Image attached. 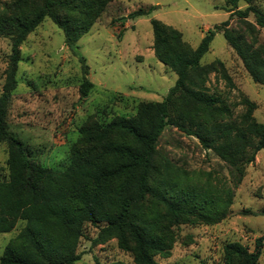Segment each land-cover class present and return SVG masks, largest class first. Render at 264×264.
Returning <instances> with one entry per match:
<instances>
[{
	"label": "trees",
	"instance_id": "16d2710c",
	"mask_svg": "<svg viewBox=\"0 0 264 264\" xmlns=\"http://www.w3.org/2000/svg\"><path fill=\"white\" fill-rule=\"evenodd\" d=\"M110 0H40L30 4L16 0L14 13L0 15V35L10 38L4 84L0 93V143L7 145L10 177L0 182V233H8L17 221H25L15 239L0 256V264H74L84 227L97 229L93 245L109 238L133 254V264H158L154 257L168 255L170 243L156 231L152 214L177 225L185 217L199 216L204 222L219 219L221 205L209 191L179 188L162 177L157 140L166 126L195 137L204 149L239 170L255 152L264 151V126L252 113L255 104L243 99L244 113L238 122L219 97L207 93L210 74L231 84L221 61L200 63L216 31L207 30L192 48L175 28L150 20L152 50L158 62L175 75L174 85L159 102L140 103L135 116L115 117L106 124L82 128V150L72 149L63 171H54L34 162L24 144L8 131L6 115L17 81L20 46L46 17L63 33L64 44L77 54V41L86 34ZM242 1L247 7L238 10ZM255 0H226L228 12L244 26L243 32L228 28L225 21L215 29L240 59L253 82L264 85V51L257 45L256 26L264 28V14ZM148 12L138 9L121 18L136 19ZM253 14L254 22L246 20ZM83 61V58H79ZM92 88L86 79L79 87L84 97ZM256 139L251 146L250 140ZM253 147L248 156L247 148ZM262 238L249 252L238 243L223 246V264H257ZM93 264H99L95 258ZM105 264H127L114 261Z\"/></svg>",
	"mask_w": 264,
	"mask_h": 264
},
{
	"label": "rangeland",
	"instance_id": "374dc122",
	"mask_svg": "<svg viewBox=\"0 0 264 264\" xmlns=\"http://www.w3.org/2000/svg\"><path fill=\"white\" fill-rule=\"evenodd\" d=\"M40 4V0H27ZM16 0H0V15L14 13ZM253 6L264 14V0ZM247 5L240 1L238 10ZM142 9L148 13L136 19L121 18ZM226 0H110L89 31L77 41L73 55L64 44L62 31L46 17L20 46L17 85L11 94L6 122L8 131L25 146L37 164L63 171L72 149L82 150V128L106 124L115 117L131 118L140 103L159 102L174 85L176 75L156 60L152 50L150 20L155 19L178 30L182 39L195 48L207 30L216 33L202 65L221 61L231 84L210 74L207 93L221 100L230 110L223 121L240 120L245 111L243 99L255 104L254 120L264 126V85L252 81L240 59L216 27L243 32L238 17L228 12ZM247 21L253 23V14ZM257 45L264 51V28L256 26ZM10 38L0 35V93L5 78ZM79 58H83V61ZM84 79L92 88L82 97ZM256 139L252 137L251 146ZM162 177L179 188L209 191L218 198L219 219L204 222L201 217H185L170 225L163 210L152 214L156 233L170 243L166 257L157 254L158 264H223V246L235 242L254 251L262 238L257 264H264V151L254 153L252 161L239 170L204 149L199 141L173 126H166L157 140ZM253 147L247 148L248 156ZM7 145L0 143V182H7ZM25 221L19 220L8 233H0V256L5 247L15 244ZM97 229L87 224L79 239L80 259L74 264H99L120 261L133 264V254L121 250L114 238L93 245Z\"/></svg>",
	"mask_w": 264,
	"mask_h": 264
}]
</instances>
